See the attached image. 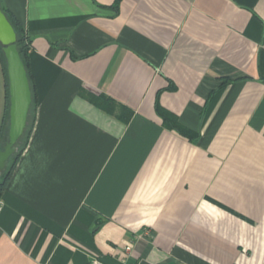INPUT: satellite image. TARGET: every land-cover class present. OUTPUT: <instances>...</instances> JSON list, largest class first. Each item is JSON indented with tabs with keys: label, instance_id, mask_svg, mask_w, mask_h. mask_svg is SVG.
<instances>
[{
	"label": "crops",
	"instance_id": "crops-1",
	"mask_svg": "<svg viewBox=\"0 0 264 264\" xmlns=\"http://www.w3.org/2000/svg\"><path fill=\"white\" fill-rule=\"evenodd\" d=\"M0 3L32 40L38 102L0 264H264V0ZM5 84L0 60V128Z\"/></svg>",
	"mask_w": 264,
	"mask_h": 264
},
{
	"label": "trees",
	"instance_id": "trees-1",
	"mask_svg": "<svg viewBox=\"0 0 264 264\" xmlns=\"http://www.w3.org/2000/svg\"><path fill=\"white\" fill-rule=\"evenodd\" d=\"M0 8L7 16L8 20L12 24L16 35H17V47L18 52L20 54V57L22 59V62L24 63L28 77L30 80L31 90H32V105L28 117V126L27 129L23 135V137L18 141L15 148H17V152L10 158L8 167L4 174L1 177L0 180V198H2L5 189L7 187V184L11 178V175L21 157L23 152L26 150L29 140L31 138L36 117H37V97L35 94V90L32 84V75L30 70V59L29 54L31 51L32 46V40L30 37H28L27 33L25 32L24 28L21 26L19 21L0 3ZM0 60L2 63L3 72L5 75V86H6V105L4 110V116L2 120V125L0 128V145H2L3 140L8 137L9 132V80H8V74H7V63L5 59V55L3 53V46L0 44ZM167 90L173 91L175 90V87L173 85L169 86ZM160 94V93H159ZM158 94V97H159ZM80 96H82L84 99H86L88 102L96 106L97 108L103 110L109 115H112L116 117L118 120H120L124 124H128L133 116L134 112L115 102L111 98L107 96H96L90 92H87L85 90L80 91ZM157 97V101L155 104V110L157 115L162 119L163 121V127L169 131H175L184 138L189 139L190 141H195L198 135L196 133L192 132L188 128H186L184 125L181 124L180 119L178 116L173 114L172 112L165 109L159 102V99Z\"/></svg>",
	"mask_w": 264,
	"mask_h": 264
},
{
	"label": "water",
	"instance_id": "water-1",
	"mask_svg": "<svg viewBox=\"0 0 264 264\" xmlns=\"http://www.w3.org/2000/svg\"><path fill=\"white\" fill-rule=\"evenodd\" d=\"M0 44L7 63L9 80V132L6 146L0 148V173L17 152L15 148L23 137L32 105V90L28 73L17 47L16 32L0 8Z\"/></svg>",
	"mask_w": 264,
	"mask_h": 264
},
{
	"label": "built area",
	"instance_id": "built-area-1",
	"mask_svg": "<svg viewBox=\"0 0 264 264\" xmlns=\"http://www.w3.org/2000/svg\"><path fill=\"white\" fill-rule=\"evenodd\" d=\"M2 210V207H0V211ZM86 264H105L101 259L95 257L91 261L87 262ZM120 264H134L129 263L128 258H123L120 260Z\"/></svg>",
	"mask_w": 264,
	"mask_h": 264
},
{
	"label": "flooded vegetation",
	"instance_id": "flooded-vegetation-1",
	"mask_svg": "<svg viewBox=\"0 0 264 264\" xmlns=\"http://www.w3.org/2000/svg\"><path fill=\"white\" fill-rule=\"evenodd\" d=\"M6 139H7V138H6ZM6 144H7V140L4 141V145H1L0 148L3 149V148L6 146Z\"/></svg>",
	"mask_w": 264,
	"mask_h": 264
},
{
	"label": "rangeland",
	"instance_id": "rangeland-1",
	"mask_svg": "<svg viewBox=\"0 0 264 264\" xmlns=\"http://www.w3.org/2000/svg\"><path fill=\"white\" fill-rule=\"evenodd\" d=\"M0 180H1V178H0Z\"/></svg>",
	"mask_w": 264,
	"mask_h": 264
}]
</instances>
